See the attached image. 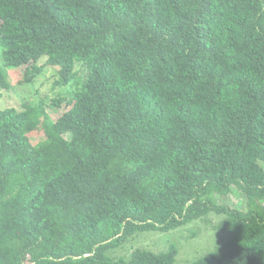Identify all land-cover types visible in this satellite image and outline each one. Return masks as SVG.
Segmentation results:
<instances>
[{"label": "trees", "instance_id": "obj_1", "mask_svg": "<svg viewBox=\"0 0 264 264\" xmlns=\"http://www.w3.org/2000/svg\"><path fill=\"white\" fill-rule=\"evenodd\" d=\"M0 21L24 82L75 87L56 120L0 110V264H176L112 254L212 211L223 246L186 264H264V0H0ZM233 186L243 210L212 198Z\"/></svg>", "mask_w": 264, "mask_h": 264}, {"label": "rangeland", "instance_id": "obj_2", "mask_svg": "<svg viewBox=\"0 0 264 264\" xmlns=\"http://www.w3.org/2000/svg\"><path fill=\"white\" fill-rule=\"evenodd\" d=\"M1 23V21H0ZM42 59L36 66L42 65ZM0 71L5 74L8 88L0 87V110L6 108L21 109L24 104L38 105L44 103L53 120L66 110L65 103L59 109L53 107L55 99L66 98L69 89L55 85L57 68L45 67L35 72L30 82H24L27 66L12 67L4 63L3 49L0 46ZM33 143L44 139L43 135L31 137ZM264 167V163H262ZM216 205L226 208L243 210L248 206L250 198L239 187L233 186L229 194H214ZM226 215H217L213 211L208 216L195 220L185 226L169 232H140L133 235L123 246L113 252L114 257L130 258L133 251L149 250L155 253L166 252L172 245L177 248L176 264H186L197 260L211 252L219 251L226 238L221 228Z\"/></svg>", "mask_w": 264, "mask_h": 264}]
</instances>
